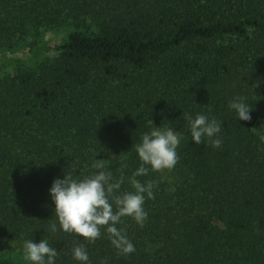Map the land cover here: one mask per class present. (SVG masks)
Here are the masks:
<instances>
[{"label":"trees","instance_id":"trees-1","mask_svg":"<svg viewBox=\"0 0 264 264\" xmlns=\"http://www.w3.org/2000/svg\"><path fill=\"white\" fill-rule=\"evenodd\" d=\"M65 30L58 46L45 38ZM26 50L0 66V264H29L24 241L44 238L56 264H79L77 244L90 264H264V0H0V53ZM237 96L250 121L229 108ZM197 114L222 122L221 148L193 142ZM152 121L184 138L174 187L137 177L155 182L147 220L117 225L135 252L104 228L94 243L59 230L53 181L99 161L124 177L116 195L134 191Z\"/></svg>","mask_w":264,"mask_h":264},{"label":"clouds","instance_id":"clouds-1","mask_svg":"<svg viewBox=\"0 0 264 264\" xmlns=\"http://www.w3.org/2000/svg\"><path fill=\"white\" fill-rule=\"evenodd\" d=\"M229 108L234 111L237 120H251L252 107L244 97H235L229 103ZM187 120L194 143L207 140L214 149L222 147V122L204 114H197L194 118L188 115ZM183 138V134L173 127H156L154 124L150 131L142 134L141 142L135 146L141 165L129 178L134 191L116 195L124 183V177L113 182L112 172L99 161L92 166L95 171L91 175L74 178L69 172L65 173L63 179H55L49 194L55 205L54 216L59 222V230L94 243L102 237L101 229L104 228L111 244L120 254L134 253L135 245L117 225L123 217H131L142 227L148 217L145 201L155 199V182L141 183L137 177L146 176L149 171L174 169L179 161L177 149ZM49 230L56 232L57 224H51ZM57 256V249L45 238L39 243L32 239L24 241L23 259L29 264H56ZM72 257L79 264H90L87 248L83 244L73 247ZM102 264H107V261Z\"/></svg>","mask_w":264,"mask_h":264},{"label":"rangeland","instance_id":"rangeland-1","mask_svg":"<svg viewBox=\"0 0 264 264\" xmlns=\"http://www.w3.org/2000/svg\"><path fill=\"white\" fill-rule=\"evenodd\" d=\"M67 37V31H62V32H49L46 34L45 38L50 42L52 47L58 46L59 44H61L65 38ZM53 54V53H52ZM30 55V51L26 50V51H21L15 54H12L11 52L8 53H0V66L3 64L4 61L11 59V58H24L26 59L28 56ZM14 68H10L8 70V72H13ZM173 127L176 131H179L180 133L183 134V132L176 126H173L169 123L167 124H162V125H158L157 127ZM254 130L256 132H261L264 131V119H258V121L255 124ZM182 142L183 139L180 143L179 148L177 149V152L179 153V151L181 150L182 147ZM161 174L163 176V179L165 181H167L170 184V187H174L177 184V176H176V170L175 168L172 170H163L161 171Z\"/></svg>","mask_w":264,"mask_h":264}]
</instances>
